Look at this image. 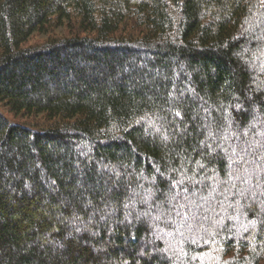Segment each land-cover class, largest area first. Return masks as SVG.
Listing matches in <instances>:
<instances>
[{
    "label": "trees",
    "instance_id": "16d2710c",
    "mask_svg": "<svg viewBox=\"0 0 264 264\" xmlns=\"http://www.w3.org/2000/svg\"><path fill=\"white\" fill-rule=\"evenodd\" d=\"M0 264H264V0H0Z\"/></svg>",
    "mask_w": 264,
    "mask_h": 264
},
{
    "label": "snow or ice",
    "instance_id": "6c2138e0",
    "mask_svg": "<svg viewBox=\"0 0 264 264\" xmlns=\"http://www.w3.org/2000/svg\"><path fill=\"white\" fill-rule=\"evenodd\" d=\"M177 115H179V113H177ZM250 150H251V145H245V146L240 150L239 153L237 152L236 149H233V155H234V157L236 158V159L234 160V162L239 161L241 164H245V165H246V164L249 162V161L246 159V157H247V155H248V153H249ZM246 170H247V169H245V171H246ZM245 182H247V181H245ZM173 187H175V185H174ZM183 191H184L185 193H188V192H189V189H188V188H184ZM179 195H180V193L177 192L175 195L172 196V199L175 200V199L177 198V196H179ZM252 196H253V199H255L256 194L253 193ZM185 199H187V197H185ZM189 203H192V201H189ZM179 207H180L181 209H183L184 205H183V204H180ZM197 207H201V205H197ZM180 214H181V213L178 211V212H177V215H180ZM78 219H79V217H78V216H75V215H74L73 218H72L73 222H74L75 220H78ZM59 222H60V223H64V219H63V217L60 218V221H59ZM188 227H189V230H191V225H190V224L188 225ZM75 230H76V231H80V228H79V227H76Z\"/></svg>",
    "mask_w": 264,
    "mask_h": 264
},
{
    "label": "rangeland",
    "instance_id": "374dc122",
    "mask_svg": "<svg viewBox=\"0 0 264 264\" xmlns=\"http://www.w3.org/2000/svg\"><path fill=\"white\" fill-rule=\"evenodd\" d=\"M62 30L60 29L59 32H61ZM44 40L41 37L38 38H34L33 41L31 43H37V42H43ZM185 233V232H184Z\"/></svg>",
    "mask_w": 264,
    "mask_h": 264
}]
</instances>
